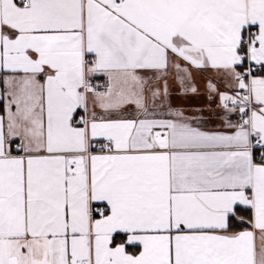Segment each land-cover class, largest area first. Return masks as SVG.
Returning <instances> with one entry per match:
<instances>
[{"label": "snow or ice", "instance_id": "obj_1", "mask_svg": "<svg viewBox=\"0 0 264 264\" xmlns=\"http://www.w3.org/2000/svg\"><path fill=\"white\" fill-rule=\"evenodd\" d=\"M0 264H264V0H0Z\"/></svg>", "mask_w": 264, "mask_h": 264}, {"label": "crops", "instance_id": "obj_2", "mask_svg": "<svg viewBox=\"0 0 264 264\" xmlns=\"http://www.w3.org/2000/svg\"><path fill=\"white\" fill-rule=\"evenodd\" d=\"M197 83H198V85H199V87H200V89H201V93H202V95L201 96H199V97H197V98H195L193 101H191L190 103H192V104H196V105H203V104H205L206 103V98H205V96L203 95V92H204V84H203V80H202V78L201 77H197Z\"/></svg>", "mask_w": 264, "mask_h": 264}]
</instances>
